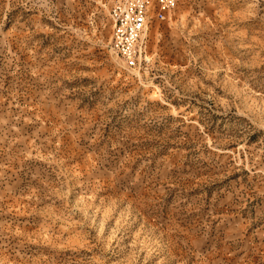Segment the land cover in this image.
Instances as JSON below:
<instances>
[{
	"label": "rangeland",
	"instance_id": "374dc122",
	"mask_svg": "<svg viewBox=\"0 0 264 264\" xmlns=\"http://www.w3.org/2000/svg\"><path fill=\"white\" fill-rule=\"evenodd\" d=\"M105 0H0V264H264V0H177L112 49Z\"/></svg>",
	"mask_w": 264,
	"mask_h": 264
},
{
	"label": "built area",
	"instance_id": "2783aa9c",
	"mask_svg": "<svg viewBox=\"0 0 264 264\" xmlns=\"http://www.w3.org/2000/svg\"><path fill=\"white\" fill-rule=\"evenodd\" d=\"M112 23L110 44L130 67L149 61L145 54L143 34L152 14L159 19L175 6L177 0H105Z\"/></svg>",
	"mask_w": 264,
	"mask_h": 264
}]
</instances>
